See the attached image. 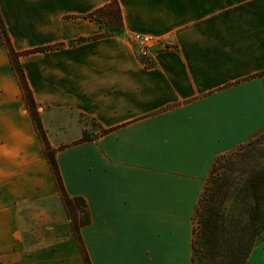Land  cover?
I'll return each mask as SVG.
<instances>
[{"label": "crops", "instance_id": "crops-1", "mask_svg": "<svg viewBox=\"0 0 264 264\" xmlns=\"http://www.w3.org/2000/svg\"><path fill=\"white\" fill-rule=\"evenodd\" d=\"M111 1L0 0L65 188L90 217L77 234L0 30V264H193L214 162L264 130V0H117L123 34L77 42L105 32L86 16ZM134 34L164 44L143 58ZM247 264H264V242Z\"/></svg>", "mask_w": 264, "mask_h": 264}, {"label": "trees", "instance_id": "trees-1", "mask_svg": "<svg viewBox=\"0 0 264 264\" xmlns=\"http://www.w3.org/2000/svg\"><path fill=\"white\" fill-rule=\"evenodd\" d=\"M112 8L117 12L116 18L109 12ZM86 17L98 21L105 32L92 38L79 39L77 42L123 34L120 6L117 0H112L108 5ZM0 30L45 145L46 155L65 208L77 234L80 235L81 228L90 223L87 202L83 197H71L65 188L56 159V150L47 139L38 107L24 69L19 62L20 54L13 48L1 13ZM74 43L76 42H72ZM53 48L56 47H46L37 51ZM89 139L85 135L82 141ZM258 140L248 141L241 146L243 151L221 156L213 164L195 213L197 225L193 230V264H202L206 252L218 247L225 238L232 241L233 260L230 264H246L264 234V146L261 142L258 146ZM74 203H79V206L74 207ZM80 209L84 213V218L78 219L76 214L80 212ZM86 259L87 263L91 264L88 256Z\"/></svg>", "mask_w": 264, "mask_h": 264}, {"label": "rangeland", "instance_id": "rangeland-1", "mask_svg": "<svg viewBox=\"0 0 264 264\" xmlns=\"http://www.w3.org/2000/svg\"><path fill=\"white\" fill-rule=\"evenodd\" d=\"M109 12H110V14H112L113 16H115V18H116V13L117 12H116V10L114 8H112ZM102 16H104V15H102ZM3 40H4V38H3ZM4 44H5V41H4ZM5 46H6V44H5ZM28 108H29V110L31 112V109H30L29 105H28ZM32 117H33V115H32ZM79 118L82 121H84L87 125H89L91 127L90 128L91 131L88 133V135H90V134H97V133L100 132L101 128H100L99 124L94 119H92L90 117L83 116V115H79ZM257 139H259L257 145L259 146L262 143V146H264V130L261 131L260 133H258L257 135H255V137H253L251 139V141L252 140H257ZM55 140L62 141L61 139H55ZM48 141H49V139H48ZM49 143H50V141H49ZM241 149L242 148L240 146L235 151H233L231 153L225 154V156L232 155V154H234V153H236L238 151H243ZM222 156H224V155H222ZM6 180H7V170H4V169H2L0 167V192H2V185H1V183L4 182V181H6ZM77 206H79V203H74V207H77ZM79 211L80 212H78L76 214L77 218L78 219H81V217L84 218V213H82L81 209ZM196 225H197V221L195 220V226ZM263 242H264V234L262 235V237L258 241L257 246L258 245H261ZM232 256H233L232 241L229 240V239H227V238H225V240H223L222 243L220 242V244H219L218 247H216L215 249L213 248V250L210 251V252L209 251L206 252V254L203 256L204 257V260H203L202 264H230L232 262V260H233V257Z\"/></svg>", "mask_w": 264, "mask_h": 264}, {"label": "built area", "instance_id": "built-area-1", "mask_svg": "<svg viewBox=\"0 0 264 264\" xmlns=\"http://www.w3.org/2000/svg\"><path fill=\"white\" fill-rule=\"evenodd\" d=\"M131 42L134 46L137 47V49L139 50V55L143 58L150 57L154 47L164 44L160 40L142 34H134L131 37ZM168 44L170 43H166V45Z\"/></svg>", "mask_w": 264, "mask_h": 264}]
</instances>
